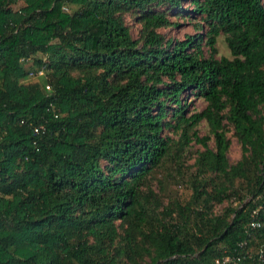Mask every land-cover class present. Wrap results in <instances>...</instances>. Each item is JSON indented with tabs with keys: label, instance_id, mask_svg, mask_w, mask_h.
Returning <instances> with one entry per match:
<instances>
[{
	"label": "trees",
	"instance_id": "1",
	"mask_svg": "<svg viewBox=\"0 0 264 264\" xmlns=\"http://www.w3.org/2000/svg\"><path fill=\"white\" fill-rule=\"evenodd\" d=\"M0 264H264V0H0Z\"/></svg>",
	"mask_w": 264,
	"mask_h": 264
},
{
	"label": "rangeland",
	"instance_id": "2",
	"mask_svg": "<svg viewBox=\"0 0 264 264\" xmlns=\"http://www.w3.org/2000/svg\"><path fill=\"white\" fill-rule=\"evenodd\" d=\"M180 22H182L181 28H167V29H162L161 32L166 34L167 36H179V37H182L185 33H195L196 32V29H194V27H193V23L198 22L197 20H194L191 22H189L188 20H184V21L180 20ZM217 46H218V52L216 54L218 57L221 55L229 56L227 48L225 47V45L223 44V42L221 40H219ZM203 49L206 53H208L206 50L207 48L203 47ZM195 106H197L198 108H201L203 106V103L200 100H197V103L195 104ZM199 129H200L201 135H205L208 132V128L205 125H201ZM230 135H231V132H229L227 134V136H229V138H230V145H229V148L227 151V157H228L230 162H233L240 157V148H239V144H238L237 140L234 137H230ZM209 145L213 146L212 140H209ZM196 149L202 150L203 147L200 144L195 143L193 145L192 150H196ZM192 162H193V157H192V159H190L188 164H190ZM182 191H184V190L180 189V192H182ZM184 194H185V192H184Z\"/></svg>",
	"mask_w": 264,
	"mask_h": 264
},
{
	"label": "built area",
	"instance_id": "3",
	"mask_svg": "<svg viewBox=\"0 0 264 264\" xmlns=\"http://www.w3.org/2000/svg\"><path fill=\"white\" fill-rule=\"evenodd\" d=\"M254 212H255V211H254ZM254 224H255L254 222L251 223V225H254ZM223 261H228V257L224 258Z\"/></svg>",
	"mask_w": 264,
	"mask_h": 264
}]
</instances>
